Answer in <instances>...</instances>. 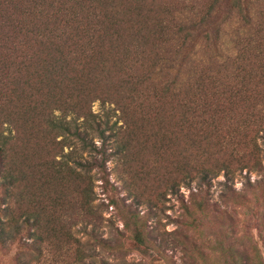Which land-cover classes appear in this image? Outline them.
Segmentation results:
<instances>
[{
    "label": "trees",
    "instance_id": "obj_1",
    "mask_svg": "<svg viewBox=\"0 0 264 264\" xmlns=\"http://www.w3.org/2000/svg\"><path fill=\"white\" fill-rule=\"evenodd\" d=\"M143 122L159 131L174 122L185 152L195 154L200 191L221 172L263 170L264 0H0L3 200L25 180L31 149L41 147L56 173L66 169L84 185L81 208L90 209L91 171L109 187V142L125 152L127 135ZM75 141L89 161L76 156ZM194 205L206 208L203 198ZM10 224L0 221V245ZM134 243L144 245L137 225Z\"/></svg>",
    "mask_w": 264,
    "mask_h": 264
},
{
    "label": "rangeland",
    "instance_id": "obj_2",
    "mask_svg": "<svg viewBox=\"0 0 264 264\" xmlns=\"http://www.w3.org/2000/svg\"><path fill=\"white\" fill-rule=\"evenodd\" d=\"M92 110L101 112L99 102ZM176 127L167 122L159 131L155 124L137 123L123 153L111 140L113 155L106 164L110 185L105 187L99 173L91 171L90 209L81 208L84 185L66 169L56 173L47 153L32 148L23 164L25 180L5 200L0 190V209H10L6 217L0 214V221L11 223L0 245V264H264V155L259 157L263 170L244 169L230 178L221 172L200 191L195 154L185 152ZM93 142L100 143L97 138ZM75 143L76 156L89 161L90 154ZM68 152L65 148L63 154ZM186 161L194 177L189 184ZM68 166L75 168L70 159ZM225 195L229 198L223 202ZM201 198L204 212L194 205ZM190 221L199 225L191 227ZM135 225L142 230L141 247L134 243Z\"/></svg>",
    "mask_w": 264,
    "mask_h": 264
}]
</instances>
